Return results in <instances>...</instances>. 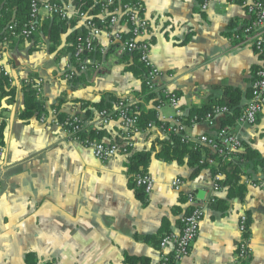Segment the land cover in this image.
Segmentation results:
<instances>
[{"label":"crops","instance_id":"1","mask_svg":"<svg viewBox=\"0 0 264 264\" xmlns=\"http://www.w3.org/2000/svg\"><path fill=\"white\" fill-rule=\"evenodd\" d=\"M136 1L143 4L150 22L152 59L162 73L159 86L177 94L184 112L222 98L228 87L251 92L264 56L237 40L250 23L245 8L227 0H214L206 11L200 0ZM78 25L69 33L79 31ZM106 43L102 37L100 46ZM49 47L48 36L41 34L37 41L12 43L0 50L15 88L14 98L0 101V127H4L0 145L5 151L0 166V264H129L128 257L147 260L135 264H161V239L180 231L191 193L217 201L208 205L199 238L181 264H242L249 259L248 264H264L263 187L247 185L243 199L226 200L227 187L214 192L215 173L210 168L194 176L187 164L156 158L162 149L159 143L169 141L159 127L144 130L131 141L125 140L116 117L100 127L98 112L88 117L82 101L94 104L106 95L135 98L167 124H172L175 109L167 101L159 109L155 100L145 101L143 79L127 71L134 64L130 58L99 51V68L71 79L70 55L59 52L68 45L63 43L56 53ZM53 62L57 66H51ZM29 77L43 80L37 96L43 111L27 123L19 115ZM61 114L65 121L83 117L88 132L101 131L97 142L133 143L130 154L97 159L62 126ZM212 132L205 122L188 129L192 138ZM234 132L264 156V112L254 126L237 123ZM147 152L153 155L148 173L156 187L142 202L130 187L133 176L127 163L131 155ZM248 174L264 181V174ZM175 179L183 182L180 191L172 188ZM219 200L227 201V207L219 208ZM242 215L249 221L252 254L247 260L238 257L245 238L239 231Z\"/></svg>","mask_w":264,"mask_h":264},{"label":"built area","instance_id":"2","mask_svg":"<svg viewBox=\"0 0 264 264\" xmlns=\"http://www.w3.org/2000/svg\"><path fill=\"white\" fill-rule=\"evenodd\" d=\"M200 1L201 8L206 11L214 0ZM227 1L245 8L250 18V23L246 24L237 36L240 45L252 47L264 56V0ZM98 2L102 7V12L94 17L89 13H79L77 7L71 1L32 0L30 22L19 28L18 25L13 23L8 26V31L15 39H30L39 32L40 22L46 19L47 16L55 14L59 16V20L68 21L75 18L79 24L77 25L80 26L79 32L81 36L77 40L75 53L73 57H70V62L67 66V76L69 78L74 79L91 68L98 69L99 65L94 57L97 51L102 54L112 52L121 58L129 57L133 59L136 56L145 69L143 83L147 87L148 92L158 94L157 99L154 101L157 104V109L165 101L175 109V115L171 119L172 124L159 121V124H150L146 129H143L140 123L139 101L135 98H125L115 104L114 112L107 109L98 112L100 127H107L116 117L121 122L126 141H131L134 135L144 130L159 127L169 137V141H172L174 137H178L181 143L193 145L196 149L202 150L204 155L201 164L217 165L215 159L209 157V154L218 155L219 158L225 161L236 162L239 159V155L245 150L246 145L234 132V128L229 126L222 127L220 124L221 118L233 114L231 109L220 107L212 117H208L205 123L213 129L212 134L192 138L188 133V129L199 122L194 119L190 125L185 124L184 119L187 113L181 109L177 94L160 88L159 79L162 73L152 59L150 22L145 16L143 4L139 1L123 3L122 0H99ZM114 6L116 8L110 9ZM102 37L107 38V43L104 47L100 46ZM12 43L11 41L0 44V50L2 47ZM0 73L8 77L10 83L13 82L9 68L2 64L1 51ZM24 85L30 86L38 96L41 93L43 80L29 77L24 81ZM251 91L252 97L247 101L246 106L243 107L237 121L241 125L254 126L264 112V67L257 72ZM84 121L83 117L75 115L67 119L62 126L78 142L90 149L97 159L108 161L118 155L126 156L130 154L133 147V143L130 142L108 144L83 139L79 133L87 130ZM4 156V148L0 145V166ZM224 178L222 172L215 174L214 192H219L223 189ZM133 181L147 195L151 194L156 187V181L149 173L134 175ZM245 181L247 185L263 187L264 189V181H256L254 179H246ZM182 187V180L175 179L173 181L172 188L174 190L180 191ZM186 201L188 209L180 220V231L168 233L161 239V264H181L190 255L194 243L199 238L201 223L206 216L208 205L215 203L217 198L211 197L208 200H202L196 193H191L186 197ZM248 230V217L242 215L239 231L245 238L241 239L239 244L238 257L241 260H247L252 254V248L247 238Z\"/></svg>","mask_w":264,"mask_h":264},{"label":"trees","instance_id":"3","mask_svg":"<svg viewBox=\"0 0 264 264\" xmlns=\"http://www.w3.org/2000/svg\"><path fill=\"white\" fill-rule=\"evenodd\" d=\"M71 1L78 9L79 13L98 16L102 12V7L98 4L99 0H65ZM118 1V0H117ZM123 3L135 2L136 0H122ZM116 6L111 7L114 9ZM32 13V0H0V44L4 42H13L22 44L25 42L37 41L41 34L48 36L51 53H56L59 47L63 43L68 45L67 49L64 51L59 50L60 53H69L70 57H73L78 38L81 36L79 31L70 32L69 28L76 26L78 23L75 18L68 20H59L58 15H51L48 18L40 22L39 32H37L30 39L19 38L15 39L12 37L8 31V26L11 24L18 25V28L29 23L31 20ZM97 21V19H95ZM83 33V32H82ZM85 34V33H84ZM96 59H100V53L97 51L94 54ZM129 58V57H125ZM74 60V59H73ZM134 61L133 65L127 68L134 77L138 79H143L145 69L143 65L138 61V57L132 59ZM79 76H76L77 78ZM143 92L145 101L156 100L158 94L149 93L147 87L143 83ZM223 97L214 99L209 104L201 108L191 109L185 116L184 122L190 125L191 122L196 119L199 123L205 122L208 117H212L215 111L220 107H228L232 110L233 114L220 119V124L222 127H232L234 128L242 112V103L245 99H251L252 91L247 94L243 93L239 89L225 88L223 91ZM24 93V109L19 115L20 119L29 122L33 117H40L42 114L41 104L37 99L36 92L30 87L26 86L23 88ZM15 88L10 85L8 77L0 73V101L3 97H8L10 99L14 98ZM121 99L114 97L113 95H106L98 103L91 104L87 101H82V107L86 108L87 116L95 115V112H101L103 110H110L114 112L115 104ZM1 104V102H0ZM141 128L146 129L150 124H159L156 111L151 109H146L141 104ZM116 115V113H114ZM60 119L64 120V115H59ZM61 120V121H62ZM65 121V120H64ZM4 127H0V140L3 137ZM83 139H89L92 141H99L102 139L103 135L101 131H83L79 133ZM162 147L161 151L156 154V158L161 159L165 162L175 161L178 164H187L190 168L194 169V176H196L202 169L210 168L215 174L217 172H222L224 174L223 186L227 187V199L233 200L235 198L243 199L247 194V183L246 179L252 178L248 172H253L256 175L264 174V156L257 150L246 146L245 150L239 155V159L236 162L225 161L219 158L218 155H210L215 159V166H210L208 164H201L203 158V151L196 149L193 145L181 143L178 137H174L172 141H162L159 143ZM152 153H135L131 155L128 159L127 169L130 175L147 174L150 162L152 160ZM193 176V177H194ZM130 187L135 191L136 197L142 201H146V194L143 189L138 188L136 184L132 181ZM217 206L221 209L227 207V201L219 200ZM32 254L28 256V261L32 258ZM248 261H243L242 264H248ZM147 263L146 259L128 257L127 263Z\"/></svg>","mask_w":264,"mask_h":264},{"label":"rangeland","instance_id":"4","mask_svg":"<svg viewBox=\"0 0 264 264\" xmlns=\"http://www.w3.org/2000/svg\"><path fill=\"white\" fill-rule=\"evenodd\" d=\"M51 66H57V63H56V62H53V63L51 64Z\"/></svg>","mask_w":264,"mask_h":264},{"label":"water","instance_id":"5","mask_svg":"<svg viewBox=\"0 0 264 264\" xmlns=\"http://www.w3.org/2000/svg\"><path fill=\"white\" fill-rule=\"evenodd\" d=\"M199 198H201V194H199Z\"/></svg>","mask_w":264,"mask_h":264}]
</instances>
